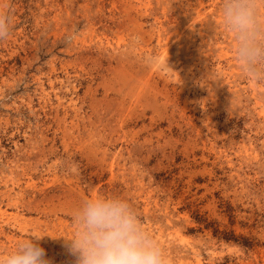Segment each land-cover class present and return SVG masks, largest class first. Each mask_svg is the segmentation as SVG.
I'll return each mask as SVG.
<instances>
[{"label": "rangeland", "instance_id": "rangeland-1", "mask_svg": "<svg viewBox=\"0 0 264 264\" xmlns=\"http://www.w3.org/2000/svg\"><path fill=\"white\" fill-rule=\"evenodd\" d=\"M220 2L0 0V254L35 233L74 264L71 212L105 194L167 264H264V79Z\"/></svg>", "mask_w": 264, "mask_h": 264}, {"label": "clouds", "instance_id": "clouds-1", "mask_svg": "<svg viewBox=\"0 0 264 264\" xmlns=\"http://www.w3.org/2000/svg\"><path fill=\"white\" fill-rule=\"evenodd\" d=\"M219 15L232 36L234 59L250 78L264 79V0H221ZM10 26V16L0 12V38ZM70 221L72 233L61 237L74 264H167L165 251L122 196L84 197ZM43 237L32 233L18 240L0 254V264H52L38 243Z\"/></svg>", "mask_w": 264, "mask_h": 264}]
</instances>
